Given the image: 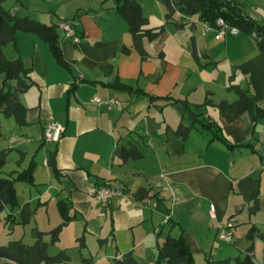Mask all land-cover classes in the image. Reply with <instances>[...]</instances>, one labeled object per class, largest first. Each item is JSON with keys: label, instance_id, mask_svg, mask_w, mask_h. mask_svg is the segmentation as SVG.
I'll use <instances>...</instances> for the list:
<instances>
[{"label": "crops", "instance_id": "crops-1", "mask_svg": "<svg viewBox=\"0 0 264 264\" xmlns=\"http://www.w3.org/2000/svg\"><path fill=\"white\" fill-rule=\"evenodd\" d=\"M1 1L13 15L56 26L61 52L70 62V70L59 66L34 34L18 33L15 45L3 49L11 50L9 61L21 60L31 83L19 95L27 123L18 126L0 115V150H10L4 174L36 163L33 185L20 183V195L16 189L19 207L12 214L20 224L13 231L20 225L32 224L41 232L59 226L62 201L70 221L47 252L64 251L69 264L82 259L112 264L128 252L137 264H154L157 246L180 230L196 264L234 259L248 248L261 264L264 55L252 37L239 32L217 40L216 31L197 16L175 14L167 22L161 0H136L145 28L163 27L154 40L142 39L143 60L127 23L114 11L116 0ZM237 1L247 16L264 22V0ZM63 21L75 22L79 43L63 37ZM115 82L132 91L113 88ZM230 84L253 97L255 120L247 112L233 122L223 118L216 105L238 100L227 89ZM94 98H114L118 104L107 110L92 103ZM205 101L210 104L204 106ZM48 121L64 128L58 143L43 140ZM181 125L192 127L185 138L176 132ZM130 144L139 147L142 158L122 163L116 150ZM51 153L58 177L47 164ZM103 183L121 196L106 204L91 200L90 187ZM9 213L0 214L1 246L12 241L5 231ZM228 222L234 227L231 243L216 238L217 227ZM252 227L257 234L250 240Z\"/></svg>", "mask_w": 264, "mask_h": 264}, {"label": "trees", "instance_id": "trees-1", "mask_svg": "<svg viewBox=\"0 0 264 264\" xmlns=\"http://www.w3.org/2000/svg\"><path fill=\"white\" fill-rule=\"evenodd\" d=\"M166 15V21H170L175 14L182 16H197L198 20L208 24L212 28H217L216 21L222 19L225 24L234 27L238 32L252 37L257 49L264 55V22H258L247 16L237 0H161ZM114 11L119 14L127 23L132 35L135 48L139 52L141 59H146L147 54L143 50L141 41L146 38L154 40L163 30V27L146 29L147 20L143 17L141 8L136 0H116ZM178 27L181 24L176 23ZM18 33L34 34L38 36L47 46L59 66L70 70V62L65 59L59 46L57 28L54 25H45L30 18H21L6 11L0 0V115L4 118H12L18 126H24L26 122L27 109L19 100V95L26 92L31 83L27 78L28 70L23 66L20 59L9 61L6 59L3 49L16 43ZM126 51V50H125ZM113 88L119 90L132 91L131 88L115 82ZM227 89L234 92L238 100L234 103L221 102L216 107L227 122H233L242 113L247 112L255 120V104L252 96L247 91L237 85L230 84ZM154 100L153 97H149ZM167 102L174 103L169 98ZM208 101L203 103L209 105ZM201 105V106H203ZM201 106H197L199 109ZM202 114L196 115V118ZM198 119V118H197ZM196 119V120H197ZM202 129H210L211 125L201 124ZM192 127H178L177 134L185 138ZM0 130V138H1ZM10 150H0V214L6 210L10 213L4 218L6 227L11 230L15 224H20L12 214L19 207L15 184L23 182L33 185V173L35 161L31 160L28 167L20 173L12 172L3 174ZM20 157L17 165H20ZM116 156L122 163L135 161L142 158L139 147L130 144L129 147H119ZM54 177H58V170L55 164V153L49 155L47 162ZM58 212L62 219L59 226L48 232H41L32 229L34 243L26 245L21 240L11 241L6 246H0V260H6L12 264H69L70 258L61 251L56 255H49L47 248L55 244L59 239V234L64 226L70 221L69 208L66 203L57 204ZM252 212L257 210L256 198L253 199ZM169 227L173 229L175 224L169 222ZM257 234V229L252 227L247 235L248 239H253ZM252 249L248 248L246 253L234 259H225L213 262V264H257L251 255ZM82 264H92L88 259H82ZM112 264H137L132 252L125 253L114 258ZM154 264H196L194 256L187 244L184 233L179 231L177 237L168 234L163 242L157 246V254ZM261 264H264V246L262 249Z\"/></svg>", "mask_w": 264, "mask_h": 264}, {"label": "built area", "instance_id": "built-area-1", "mask_svg": "<svg viewBox=\"0 0 264 264\" xmlns=\"http://www.w3.org/2000/svg\"><path fill=\"white\" fill-rule=\"evenodd\" d=\"M207 29H214L216 31V39L223 40L227 35L235 36L239 32L236 28L230 27L222 19L216 21L217 28H212L205 24ZM59 28L63 32L65 39L71 40L73 43H79L80 37L77 32V26L74 21H63L60 23ZM97 106H103L107 110H111L118 101L114 98H94L91 100ZM64 128L62 125L53 121H48L44 126L43 140L48 143H58L63 134ZM91 200L106 204L114 198L121 196V191L107 183L102 185H92L90 187ZM233 224L228 222L224 225H219L216 230L217 240L225 243H231L233 240Z\"/></svg>", "mask_w": 264, "mask_h": 264}, {"label": "rangeland", "instance_id": "rangeland-1", "mask_svg": "<svg viewBox=\"0 0 264 264\" xmlns=\"http://www.w3.org/2000/svg\"><path fill=\"white\" fill-rule=\"evenodd\" d=\"M4 55L6 57L7 60H11V50H9V48L5 49L4 50ZM4 118V117H3ZM9 168H5L3 170V174L8 170ZM22 182H18L15 184V188L17 189L18 191V194H22L21 193V185L23 184H20ZM34 225L30 224L28 226L26 225H20V226H17L16 229L13 231V227H11V230H9L8 228L6 229L5 228V231L6 233L8 234V238L12 241H18V240H21L24 244L26 245H32L34 243V239H33V236H32V228H33ZM4 225L2 222H0V230L2 231ZM0 231V232H1ZM4 231V232H5ZM3 232V231H2ZM5 235H2L1 238H0V243L1 242H5L4 237ZM11 242V241H10ZM1 246V245H0ZM0 264H6L4 261H0Z\"/></svg>", "mask_w": 264, "mask_h": 264}]
</instances>
